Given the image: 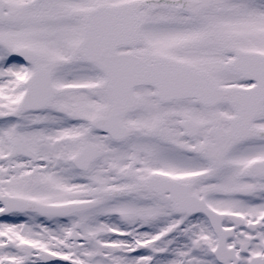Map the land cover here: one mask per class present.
Wrapping results in <instances>:
<instances>
[{"label": "snow or ice", "instance_id": "1", "mask_svg": "<svg viewBox=\"0 0 264 264\" xmlns=\"http://www.w3.org/2000/svg\"><path fill=\"white\" fill-rule=\"evenodd\" d=\"M0 264H264V0H0Z\"/></svg>", "mask_w": 264, "mask_h": 264}]
</instances>
